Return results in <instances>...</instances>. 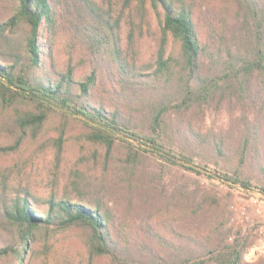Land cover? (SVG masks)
<instances>
[{"label": "trees", "instance_id": "obj_1", "mask_svg": "<svg viewBox=\"0 0 264 264\" xmlns=\"http://www.w3.org/2000/svg\"><path fill=\"white\" fill-rule=\"evenodd\" d=\"M145 32L152 63L137 49ZM225 99L238 107L229 130L197 123ZM54 114L62 121L48 136ZM72 119L85 130L71 132ZM0 138V264H37L35 243L52 252L64 231L79 246L57 264H241L247 239L229 240L221 197L170 186L166 173L264 195V0H17L0 19ZM71 140L78 163L102 171L72 166L61 193ZM48 148L54 185L39 193L28 166Z\"/></svg>", "mask_w": 264, "mask_h": 264}, {"label": "rangeland", "instance_id": "obj_2", "mask_svg": "<svg viewBox=\"0 0 264 264\" xmlns=\"http://www.w3.org/2000/svg\"><path fill=\"white\" fill-rule=\"evenodd\" d=\"M17 0H0V19H6L14 12V7ZM151 17L153 26L158 28L159 23L155 12L151 11ZM127 28L125 27V34H127ZM127 36V35H126ZM125 36V37H126ZM60 50H57V54L61 60L66 59V51L63 43L58 44ZM137 49L139 50L141 62H153V57L156 51V41L149 36L147 32L139 35L137 38ZM75 55V53H74ZM79 57H76L77 62ZM88 65H79L78 71L83 73L88 70ZM238 107L235 101L225 99L219 109H213L208 114L207 119L202 117L197 118L202 127L206 130L209 128H216L217 130L225 129L229 130V124L237 117ZM212 112V113H211ZM199 119V120H198ZM62 121L60 114H54L48 124V136L50 134L57 133L56 127ZM71 132L77 133L85 130L86 125L80 121L72 119L69 122ZM2 139L0 138V141ZM93 148V146H92ZM92 149H87L89 151ZM117 151H124L123 147H118ZM103 153V151L101 150ZM91 155L92 153H89ZM81 156L80 145L77 142L69 141L64 150V159L61 165V172L59 178V185L57 190L61 193L67 183V179L70 174L72 166L78 164L83 171L88 172L90 175L99 174L102 171L101 162L94 163L91 161H81L78 163L79 157ZM54 149L48 148L41 153L39 158L28 166V172L32 179L33 187L39 193H48L54 185L51 180L52 176L50 171L51 165L54 161ZM155 165L152 164L150 168L154 170ZM151 171V169L149 170ZM167 183L172 186V183H179L194 188L197 184L203 189L209 192L216 193L221 197L222 201L227 205L229 210V225L233 227L234 234L229 237L232 241L236 236H242L247 239V244L242 250L241 264H264V253H260L257 258L252 261L248 258V251L259 246L264 238V195L256 190H247L240 184H232L222 179H212L206 175L198 174L193 171H188L183 168H173L167 170ZM255 181L257 179L254 178ZM231 184V185H228ZM120 211H125V205L123 201L119 203ZM53 243L52 252L47 253L44 251V241L36 242L35 246L38 248L37 251V264H57V253L65 251L67 248L75 251L79 246L78 238L72 231H64L53 233L51 237ZM99 264H107L106 258L98 261Z\"/></svg>", "mask_w": 264, "mask_h": 264}, {"label": "built area", "instance_id": "obj_3", "mask_svg": "<svg viewBox=\"0 0 264 264\" xmlns=\"http://www.w3.org/2000/svg\"><path fill=\"white\" fill-rule=\"evenodd\" d=\"M260 253H264V238L259 246H255L248 251L247 256L250 260L254 261Z\"/></svg>", "mask_w": 264, "mask_h": 264}]
</instances>
